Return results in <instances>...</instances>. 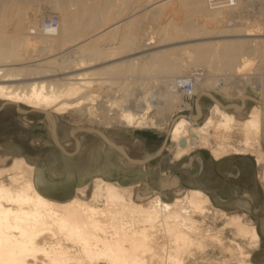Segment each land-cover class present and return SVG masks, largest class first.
Here are the masks:
<instances>
[{
    "label": "bare ground",
    "instance_id": "6f19581e",
    "mask_svg": "<svg viewBox=\"0 0 264 264\" xmlns=\"http://www.w3.org/2000/svg\"><path fill=\"white\" fill-rule=\"evenodd\" d=\"M44 1L42 10L60 14L56 32L41 26L37 9H17L34 0H0V107L42 114L52 142L54 126L59 140L55 117L69 112L87 118L84 128L95 130L104 124L141 130L166 125L164 149L173 158L159 159L160 188L178 185L182 176L189 180L170 202L157 193L135 199L138 183L122 186L102 176L92 179L90 198L84 185L71 198L57 200L38 191L36 166L26 157H14L8 166L0 159V264H253L251 251L261 241L256 223L245 213L213 206L207 191L213 192L192 172V161L201 164L200 157L177 162L202 149L220 170L230 154L250 153L264 187V0H218L217 7L215 0ZM122 11L131 12L117 23ZM111 21L114 26L106 28ZM102 63L109 64L83 69ZM188 80L192 103L182 90ZM108 85L118 98L94 90ZM247 86L260 97L248 95ZM212 90L240 101L222 103ZM204 97L210 99L206 114ZM244 97L257 102L247 109L243 99L240 111L225 108L239 107ZM104 103L110 111L117 108L113 117L100 110ZM154 108L160 114L150 116ZM80 128L70 134L73 147L62 144L69 155L57 148L61 155L82 152ZM121 146L137 160L151 157ZM120 159L131 167L122 174L128 180L151 173L153 162L137 166ZM164 164L178 172L166 174ZM216 253L224 259L214 260Z\"/></svg>",
    "mask_w": 264,
    "mask_h": 264
},
{
    "label": "rangeland",
    "instance_id": "374dc122",
    "mask_svg": "<svg viewBox=\"0 0 264 264\" xmlns=\"http://www.w3.org/2000/svg\"><path fill=\"white\" fill-rule=\"evenodd\" d=\"M38 1L34 0V4L31 2L30 5H28L29 8L24 7V5L22 6V3L18 4L17 9H24V11L37 9V15L39 14L37 16L38 19H40L39 16L43 15L44 12L47 15H60L59 12L54 9L48 11L42 10L41 7H44L48 4L44 0H42L43 2L41 0ZM218 3V0H215L213 4H215L214 6L217 7ZM130 12L131 11H122L121 13L117 14L115 16L116 22H123V18L129 16ZM180 13H178L176 16L178 21L180 18L182 19V15ZM249 13L252 15L255 14V11H249ZM112 22L114 21L109 22L106 25V28L114 26L112 25ZM179 22H181V20ZM161 23H163V20ZM154 25L156 26L157 23ZM210 25L211 24L208 26ZM150 27L152 28L153 26L145 25V29L147 30H149ZM205 40L210 39H204L202 41ZM36 52L37 51H34L33 53L37 54L38 52ZM107 64L109 63H102L83 69H97ZM136 77L141 76L136 75ZM110 87L112 88H109L108 85L102 87L101 89L94 88V90L102 92L103 95L109 94L110 97L113 96L112 98H114V96L118 98L117 96L120 95V93L115 92L116 88L114 86ZM249 87L250 86H247L245 90L248 95H251L255 98L260 97L257 92ZM134 88H136V86ZM135 91L137 90L134 89L132 93ZM212 92L215 91L212 90ZM215 93L213 94L217 97V99L225 104H238L240 101L233 96L226 97V95L222 94L221 92L216 91ZM103 99L105 100L106 98L103 97ZM209 100V98L204 97L203 103L205 114L208 110L210 103ZM252 104L254 103L247 101V109H249ZM107 105L108 103L101 105L102 107H100V110H104L105 113L108 112L107 114L110 117H113L111 115H114L113 113L117 111V108H114L110 111V107H107ZM188 112L190 113V111ZM188 112H184V114L188 115ZM155 114H160V111L154 108L152 109L150 116ZM55 118L57 122V135L61 144H69L70 147H73V139L70 135L71 130L77 126L83 128L89 126V121L87 118H80L77 114L72 112H69L64 116H56ZM95 128L107 134L109 139L113 142L121 145L127 144L140 155H146L145 157L153 155L163 146L161 155L148 163H157L159 159H161V163H168V161L173 158L171 151L164 149V146L169 141L167 139L166 125L161 126L160 128L145 130L133 128L126 129L119 124L113 128H107V125L105 124L95 126ZM81 136L83 137L84 145L82 152L73 154L72 157H66L61 155L60 151L52 142V139L48 134L45 118L42 114L37 113L21 115L16 112L15 107L13 106H9L0 110V159L5 160V163L2 164L4 166H8L11 163L12 158L19 156L24 158L26 157V160L29 164L36 166L34 175L38 191L50 198L57 200H67L75 195L76 189L78 187H82L84 185H87L85 192L86 196L87 198H90L92 179L95 176H102L104 179L117 182L122 186L138 183V186L133 189V196L138 200H146L149 198V196L151 197L157 193L160 195L163 201L170 202L175 197L181 196L184 192V189L187 188L189 180L187 176H182L178 185L172 186L170 189L168 188L163 190L160 188L159 166H155V164L153 165L155 171L146 173L143 178H138L135 176L137 178L128 180L122 174L124 173L125 175L128 170H131V167L126 162L124 164L119 163L121 162V155L116 153L119 156H115V154H113L115 151L109 149L107 145L105 146L104 141L99 139L97 136L86 133ZM234 140L233 141L236 142L237 138H234ZM94 148H96V151L90 155V149ZM192 157H200L202 160L201 164L199 161H197V159L192 161V172L195 174L198 173L197 179L201 183L207 184L206 186H208L211 192H213L209 193L207 191L213 206L222 209L229 214L245 213L248 216V220H252V222L256 223L261 241L259 246L251 251L252 256L250 257V261L253 264H264V234L262 233L264 231V187L259 180L260 169L256 166L255 157L250 153L244 156V158L230 154V158L227 160L225 159V168L219 170L216 166L217 163H215L208 151L201 149L193 151L186 157H180L181 159L178 160L177 165L180 166L181 164L182 166L184 163H190V158ZM159 163L160 161L157 164ZM2 164L0 163V166H2ZM163 169L166 170V174H173V171L178 172L176 169H168L166 165L163 166ZM167 169L170 170V172ZM189 170L191 169L189 168ZM4 179H6V177H4ZM218 195H220V197ZM247 199L250 200V202H248ZM260 223L261 226L259 227ZM215 224L218 228L222 227L223 225L222 221L219 220H216ZM212 258L216 261H221L224 259V256L216 253Z\"/></svg>",
    "mask_w": 264,
    "mask_h": 264
},
{
    "label": "water",
    "instance_id": "95a60500",
    "mask_svg": "<svg viewBox=\"0 0 264 264\" xmlns=\"http://www.w3.org/2000/svg\"><path fill=\"white\" fill-rule=\"evenodd\" d=\"M208 97L212 98L210 95H208ZM213 99V98H212ZM247 100V101H251L253 103H256V99L252 98V97H244L241 99V105L239 107H234V106H229V105H226L225 108H232L234 109L235 111H240L244 108L243 104H242V100ZM2 108L0 107V110ZM25 113V112H23ZM195 113H196V116H198L199 114V106L197 104V102L195 103ZM45 115V114H44ZM46 118V117H45ZM49 119H51V117L49 116ZM47 121V120H46ZM75 129L73 128L71 130V135H73L72 133H74ZM78 131L82 132V133H94L96 134V136L101 139L102 141H104L112 150L115 151V153L121 155L122 157H124L127 161H129L130 163L132 164H135L137 166H143L145 165L147 162L151 161V160H154L155 158H157L161 153H162V148L163 146L158 149L153 155H151V157H148L147 159H144V160H137L135 158H132L131 155L129 153L126 152L125 148H123V146L113 142L112 140H110L108 138L107 135L103 134L101 131L99 130H95V129H91V128H80L78 129ZM52 138H53V143L54 145L64 154H68L66 152V149L62 146V144L59 142V140L57 139V136H56V133H55V126L53 127V130H52ZM76 142V146L78 147L79 146V141L78 140H75ZM73 154H75V152H73ZM69 155V154H68Z\"/></svg>",
    "mask_w": 264,
    "mask_h": 264
},
{
    "label": "built area",
    "instance_id": "2783aa9c",
    "mask_svg": "<svg viewBox=\"0 0 264 264\" xmlns=\"http://www.w3.org/2000/svg\"><path fill=\"white\" fill-rule=\"evenodd\" d=\"M40 22H41V26L48 29L49 31L56 32L58 29V17L55 15L41 16ZM182 90L185 92L186 98H188L189 102L192 103V97H193L191 93L192 92V82L189 80L185 81L182 84ZM191 110L193 111V108ZM188 115H187V118H188Z\"/></svg>",
    "mask_w": 264,
    "mask_h": 264
},
{
    "label": "crops",
    "instance_id": "0c3cea01",
    "mask_svg": "<svg viewBox=\"0 0 264 264\" xmlns=\"http://www.w3.org/2000/svg\"><path fill=\"white\" fill-rule=\"evenodd\" d=\"M113 154H115V156H119V155H117L116 153H113ZM154 164H155V166L158 165L156 162L153 163V165H154ZM153 165H152L151 167L148 168V170L151 171V172H152V170L155 171V169L153 168ZM164 165H165V164H164ZM164 165H163V166H164ZM259 227H260V226H259ZM260 230H261V229H260ZM261 232H262V230H261ZM262 233L264 234V231H263Z\"/></svg>",
    "mask_w": 264,
    "mask_h": 264
}]
</instances>
